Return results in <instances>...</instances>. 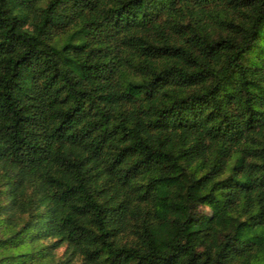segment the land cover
Instances as JSON below:
<instances>
[{"label":"trees","instance_id":"obj_1","mask_svg":"<svg viewBox=\"0 0 264 264\" xmlns=\"http://www.w3.org/2000/svg\"><path fill=\"white\" fill-rule=\"evenodd\" d=\"M0 264H264V0H0Z\"/></svg>","mask_w":264,"mask_h":264},{"label":"rangeland","instance_id":"obj_2","mask_svg":"<svg viewBox=\"0 0 264 264\" xmlns=\"http://www.w3.org/2000/svg\"><path fill=\"white\" fill-rule=\"evenodd\" d=\"M200 210H201L202 212L210 213L208 207H206V206H202V207H200ZM59 250H60V249H59ZM59 250H58V251H59Z\"/></svg>","mask_w":264,"mask_h":264}]
</instances>
